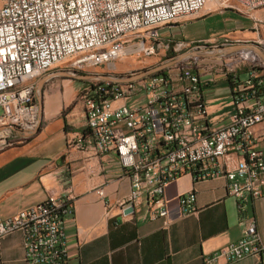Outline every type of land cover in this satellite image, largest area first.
<instances>
[{"label":"built area","instance_id":"built-area-1","mask_svg":"<svg viewBox=\"0 0 264 264\" xmlns=\"http://www.w3.org/2000/svg\"><path fill=\"white\" fill-rule=\"evenodd\" d=\"M203 7L242 14L257 32L264 27L255 13L264 0H0V130L27 128L40 118L36 89H27V82L31 72L48 67V60H74L72 70H84L113 66L137 52L148 56L169 47L160 41V26ZM127 30H134V37H127ZM252 41L264 54V37ZM96 42H104V49H96ZM181 47L182 42L172 44ZM240 75L233 70L228 77L232 110L218 128L205 123L202 83L191 66L180 67L177 86L169 75L132 88L86 86L79 93L85 133L71 145L91 159L114 153L128 175L126 198L133 209L145 203L149 217L162 218L163 226L169 223L164 187L184 174L193 181L223 177L240 208L261 195L264 183L263 152L257 146L264 128L254 130L264 124V76L248 73L247 66ZM149 95H156V102H149ZM12 144L0 139V150ZM94 192L103 196L101 187ZM126 198L118 202L120 208ZM177 201L181 214L194 211L193 190L180 193ZM71 212L69 193H48L44 201L0 217V238L22 233L25 264H67L62 228ZM241 224L239 238L203 256V264L264 255L254 219Z\"/></svg>","mask_w":264,"mask_h":264},{"label":"crops","instance_id":"crops-1","mask_svg":"<svg viewBox=\"0 0 264 264\" xmlns=\"http://www.w3.org/2000/svg\"><path fill=\"white\" fill-rule=\"evenodd\" d=\"M263 9L255 13L261 17ZM260 29L253 30L251 21L233 10L217 12L203 7L158 30L160 41L171 47L182 42L180 49L187 55L195 45L217 48L227 39L246 42L258 35L264 37V28ZM219 56L213 59L219 60ZM260 71H264V63ZM57 75L49 70L34 83L29 82L36 94L39 88L42 90L41 97L36 98L40 109V126L36 131L0 130V138L6 137L13 143L0 150L1 218L44 201L48 193H69L72 212L64 217L62 228L67 264H203V256L239 238L241 223L248 217L254 219L264 245V183L261 195L239 208L237 201L227 194L223 177L193 181L184 174L164 187L168 225H162V218L151 219L145 203L122 214L118 202L126 198L130 185L115 154L107 152L98 158H86L71 145L85 133L79 93L88 84L81 80H52ZM199 77L205 123L218 128L232 110L228 79L220 74ZM146 78L139 86L145 85ZM126 83L137 87L134 81ZM263 128L264 124L254 126L255 131ZM257 146L264 160V136ZM97 187L102 188V197L95 194ZM188 190L195 193L194 211L181 214L177 197ZM0 264H25L20 231L0 238ZM221 264H264V255Z\"/></svg>","mask_w":264,"mask_h":264},{"label":"rangeland","instance_id":"rangeland-1","mask_svg":"<svg viewBox=\"0 0 264 264\" xmlns=\"http://www.w3.org/2000/svg\"><path fill=\"white\" fill-rule=\"evenodd\" d=\"M261 18L264 21V9L261 12ZM261 31L262 29H260V33ZM128 37H134V33L130 34ZM254 39L247 40L246 42H228L229 40L227 39V45L217 48L204 46L198 51L193 49L192 52L187 55L185 54L187 56L186 58L185 55L182 54L181 49L175 50L169 45L168 48H161L163 51L159 49L148 56L143 55L141 52H137V55L131 54L115 62L113 66H97L84 70H72L74 66L70 64L74 60H67L51 69L58 73L56 78L52 80L58 82L62 79L85 81V84H88L87 89H91V86L111 85L114 83L123 85L128 81H134V84L139 86L141 81H143L142 74L149 72L147 75L148 77L151 74L165 72L171 77L173 85L177 86V76L180 72V66L183 64L191 66L192 70L196 71L197 74H220L228 79V77H230L229 74H232L233 70L242 73L246 66H248V70L253 66L259 69L262 68L264 54L259 52L258 48L253 45L252 40ZM220 54L221 56H219ZM218 56L219 60L213 59V57ZM224 71L225 73H223ZM131 77L135 78L122 81ZM36 78L30 79L31 82L34 83ZM41 92L42 90L39 88L36 98L41 97ZM120 102L121 100L114 101L112 105H117Z\"/></svg>","mask_w":264,"mask_h":264},{"label":"bare ground","instance_id":"bare-ground-1","mask_svg":"<svg viewBox=\"0 0 264 264\" xmlns=\"http://www.w3.org/2000/svg\"><path fill=\"white\" fill-rule=\"evenodd\" d=\"M133 33H134V30H127V37L130 34H133ZM96 49H104V42H96ZM65 61H67V60H61V63L65 62ZM58 64H59V60H48V67H38L34 72H31L30 73V79H34V78L40 76L41 74L48 72L52 68L56 67ZM70 65L71 66H74V61ZM180 67H187V65L183 64ZM247 72L248 73L258 72L261 75V73L257 69L250 68L248 70V66H247ZM165 75H169V74L168 73H157V74H153V75L151 74V75H149L146 78L145 84L148 83V82H150L152 80V78L160 77V76H165ZM229 75H230V77H233V73L232 74H229ZM143 77H145V76H143ZM134 78H132V77L131 78H126L123 81L131 80V79H134ZM29 82L30 81L27 82V89H35L34 88V85L32 83H29ZM105 86H108V87H117V88H132L133 87V83H126V84H123V85H120L119 83H114V84H111L110 86L109 85H105ZM102 87H104V86L92 87L91 89H100ZM149 102H156V95H151V98H150V95H149ZM39 126H40V118H38L36 121H34L27 128H20L18 131L27 132V133L28 132H34V131H36L39 128ZM5 131H7V130H5ZM0 139L2 141H7V138L6 137L5 138L4 137L3 138H0Z\"/></svg>","mask_w":264,"mask_h":264},{"label":"water","instance_id":"water-1","mask_svg":"<svg viewBox=\"0 0 264 264\" xmlns=\"http://www.w3.org/2000/svg\"><path fill=\"white\" fill-rule=\"evenodd\" d=\"M149 72H146L144 74H142L141 76H146L148 75ZM110 79V78H108ZM123 81V80H122ZM133 211V206L132 204L128 201V198L125 199V203L124 205L122 206V214H129Z\"/></svg>","mask_w":264,"mask_h":264},{"label":"trees","instance_id":"trees-1","mask_svg":"<svg viewBox=\"0 0 264 264\" xmlns=\"http://www.w3.org/2000/svg\"><path fill=\"white\" fill-rule=\"evenodd\" d=\"M252 69H257L262 76H264V71H260L261 69L257 68L256 66H253ZM160 73H165V72H160Z\"/></svg>","mask_w":264,"mask_h":264}]
</instances>
